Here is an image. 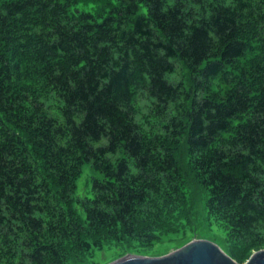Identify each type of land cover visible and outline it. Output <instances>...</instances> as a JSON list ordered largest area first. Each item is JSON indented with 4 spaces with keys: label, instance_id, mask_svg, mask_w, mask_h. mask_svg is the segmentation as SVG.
<instances>
[{
    "label": "trees",
    "instance_id": "trees-1",
    "mask_svg": "<svg viewBox=\"0 0 264 264\" xmlns=\"http://www.w3.org/2000/svg\"><path fill=\"white\" fill-rule=\"evenodd\" d=\"M193 214L237 263L264 248V0H0V264L139 254Z\"/></svg>",
    "mask_w": 264,
    "mask_h": 264
},
{
    "label": "rangeland",
    "instance_id": "rangeland-1",
    "mask_svg": "<svg viewBox=\"0 0 264 264\" xmlns=\"http://www.w3.org/2000/svg\"><path fill=\"white\" fill-rule=\"evenodd\" d=\"M178 76L179 78H186L187 72L184 68H181L180 66L177 67ZM91 175L98 176L96 172L91 170L88 164H84L81 168V172L79 176L75 179V190L74 194L75 196L82 198L84 196L91 197L92 193L90 190V177ZM190 187L193 189V195L196 197L194 199V204L197 208V211H201L202 209V193H200L193 184H190ZM81 217L83 215L81 214ZM192 224V231L193 233L189 237H184L181 239H175V240H167L162 239L159 242H156L152 246L145 248L143 252L137 253H125L121 255L113 254V256H108L109 254H105V251H95L93 254V259L96 262V264H106L114 259H117L123 255L126 254H134V255H143L148 257H158L160 255L166 254L171 250H174L185 243H187L190 240L193 239H205L209 240L211 242H214L220 249H222L224 252L226 251V242L224 239V233L219 228H216L212 226L210 230L207 228V225L200 219V217H197V214H193V219L191 220Z\"/></svg>",
    "mask_w": 264,
    "mask_h": 264
},
{
    "label": "water",
    "instance_id": "water-1",
    "mask_svg": "<svg viewBox=\"0 0 264 264\" xmlns=\"http://www.w3.org/2000/svg\"><path fill=\"white\" fill-rule=\"evenodd\" d=\"M106 264H264V248L237 263L214 242L193 239L158 257L126 254Z\"/></svg>",
    "mask_w": 264,
    "mask_h": 264
}]
</instances>
